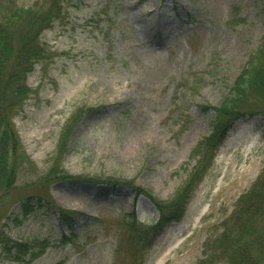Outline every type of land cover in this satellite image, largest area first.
Segmentation results:
<instances>
[{
	"label": "rangeland",
	"instance_id": "374dc122",
	"mask_svg": "<svg viewBox=\"0 0 264 264\" xmlns=\"http://www.w3.org/2000/svg\"><path fill=\"white\" fill-rule=\"evenodd\" d=\"M17 7L50 17L39 33L46 55L27 73L30 92L13 116L28 159L0 199V229L53 244L31 263L0 251V264H136L125 220L133 209L148 222L156 208L121 182L160 201L174 196L210 131L212 110L200 105L218 104L256 50L264 7L260 0H0V16ZM262 173L264 116H244L143 264H198ZM28 193L74 210L72 224L46 208L14 219ZM70 231L74 245L60 241Z\"/></svg>",
	"mask_w": 264,
	"mask_h": 264
},
{
	"label": "trees",
	"instance_id": "16d2710c",
	"mask_svg": "<svg viewBox=\"0 0 264 264\" xmlns=\"http://www.w3.org/2000/svg\"><path fill=\"white\" fill-rule=\"evenodd\" d=\"M260 2L264 7V0ZM49 17L48 13L40 15L31 7L13 8L0 16V199L13 186L20 165L28 159L21 147L13 116L30 92L25 81L27 73L46 55L39 33L47 26ZM15 25L21 26L19 32L15 31ZM200 106L205 111L212 110L210 131L194 146L191 156L195 164L169 201H160L151 191H138L137 186L121 182L146 197L156 208L154 217L148 222H138L133 209L129 213L130 219L125 220L130 231L127 244L130 262L143 264V255L155 237L168 223L182 217L193 188L211 165L219 145L235 123L244 116H264V36L219 103ZM111 185L117 184L112 182ZM40 208L52 211L59 222L69 226L73 222L74 210L36 193H28L20 199L14 219L21 220ZM72 232L62 234L60 241L74 245L76 234ZM52 244L48 238L13 239L0 229V251L14 261L31 263ZM198 264H264V173L237 198L222 230L206 243Z\"/></svg>",
	"mask_w": 264,
	"mask_h": 264
},
{
	"label": "bare ground",
	"instance_id": "6f19581e",
	"mask_svg": "<svg viewBox=\"0 0 264 264\" xmlns=\"http://www.w3.org/2000/svg\"><path fill=\"white\" fill-rule=\"evenodd\" d=\"M239 134H240V130H237V132L234 136L237 137Z\"/></svg>",
	"mask_w": 264,
	"mask_h": 264
}]
</instances>
